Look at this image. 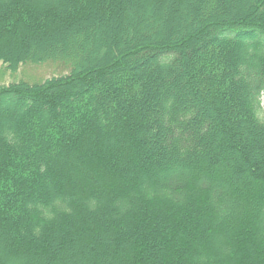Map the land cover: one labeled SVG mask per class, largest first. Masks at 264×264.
Returning a JSON list of instances; mask_svg holds the SVG:
<instances>
[{
    "label": "trees",
    "instance_id": "16d2710c",
    "mask_svg": "<svg viewBox=\"0 0 264 264\" xmlns=\"http://www.w3.org/2000/svg\"><path fill=\"white\" fill-rule=\"evenodd\" d=\"M0 264H264V0H0Z\"/></svg>",
    "mask_w": 264,
    "mask_h": 264
},
{
    "label": "rangeland",
    "instance_id": "374dc122",
    "mask_svg": "<svg viewBox=\"0 0 264 264\" xmlns=\"http://www.w3.org/2000/svg\"><path fill=\"white\" fill-rule=\"evenodd\" d=\"M72 69V63L63 59L26 61L18 67H11L3 59H0V87L21 81L40 83L49 77L67 74ZM262 106L264 108V96L262 97Z\"/></svg>",
    "mask_w": 264,
    "mask_h": 264
}]
</instances>
